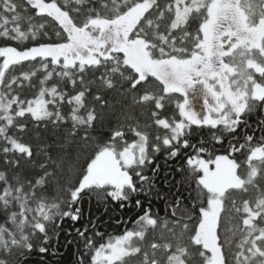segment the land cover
<instances>
[{"label": "snow or ice", "instance_id": "snow-or-ice-1", "mask_svg": "<svg viewBox=\"0 0 264 264\" xmlns=\"http://www.w3.org/2000/svg\"><path fill=\"white\" fill-rule=\"evenodd\" d=\"M0 37V264H48L61 233L75 264H264V0H0ZM161 152L185 161L171 196ZM85 193L131 227L82 223Z\"/></svg>", "mask_w": 264, "mask_h": 264}, {"label": "trees", "instance_id": "trees-1", "mask_svg": "<svg viewBox=\"0 0 264 264\" xmlns=\"http://www.w3.org/2000/svg\"><path fill=\"white\" fill-rule=\"evenodd\" d=\"M18 46L16 42L6 40L2 37H0V46ZM0 62H2V58H0ZM18 74V72H17ZM35 83V81H33ZM37 91L36 88H28L26 87L24 89V95L27 96V98H32V95ZM110 103L115 106V111L121 112V110H129L130 105V99L125 98L120 95H116L114 93L109 94ZM134 114L140 117L141 123L150 122V116L147 113V110L142 106H136L133 109H131ZM64 111H68V106H65ZM261 115V113L258 111L256 113V116ZM256 116L251 117V120L253 123L256 121ZM29 128H32L33 125L31 121H28ZM40 128H43V125L41 124L39 126ZM43 134V133H42ZM94 136L97 135V133H92ZM23 137L24 142L29 141V135L25 134H18ZM33 144L36 143L35 140L31 141ZM195 142V141H193ZM49 143H51V139L49 140ZM226 146V145H225ZM219 151H217L216 154H223V148H220V146H217ZM69 153V159L68 163H74L75 158L77 157V152L75 149V146L72 148L67 149ZM86 155V153L84 154ZM17 157L20 156V154H16ZM183 156V153H181V157ZM181 157L177 158H167V154L164 152H161L158 154L155 158V161L153 163V167H155L156 163H159L160 165V172L159 175L156 177V193H158L161 197H164L165 195L171 196V193L175 192L176 189L174 187H171L169 184L165 183L166 179H171V177L168 175L170 172L175 173V170L178 167L185 166V161ZM21 163L24 164L25 161L22 159ZM80 163H83V159H80ZM4 165L2 163V160H0V168H3ZM147 174H151V171ZM179 175L176 176V179H179ZM257 182L260 183L262 186H264V178L258 177ZM181 192L185 193L187 192V188L181 189ZM155 195V194H154ZM255 193H250V196H254ZM250 196H242L238 193H233V197L237 200V203H239L242 199L250 198ZM149 199L152 200V204L155 208H159L160 214L164 215V200L163 199H155L153 197H149ZM107 209V210H105ZM82 210L84 211L85 215L82 220V223L87 224L89 220H92L97 225V230L105 233V239H107V236L109 234L116 235V234H122L124 231V228L131 227V224H124V223H118V221L124 220L126 221L129 216L133 215V212L128 211L127 209H120L119 204L115 203L111 200V198H107L106 200L101 196L99 199L97 197V194L95 193H85V198L82 202ZM241 223V216L239 214H233V225ZM72 226V222L69 220H65L62 227L64 229H69ZM80 224L75 225V227H80ZM87 235H93V233L89 232ZM78 239L74 236H65L63 233L60 234L59 237V246L57 247V251L60 253L59 256L53 257L51 254L46 255L44 257L45 260L48 261V264H75V258H76V247L77 245H67L65 246L66 240H75ZM103 240H98L97 243H102ZM159 242V241H158ZM82 248V244L80 245ZM159 256L160 254L157 253ZM27 264H41V257L39 254L33 252L31 259L27 262ZM198 264V261L196 262Z\"/></svg>", "mask_w": 264, "mask_h": 264}, {"label": "rangeland", "instance_id": "rangeland-1", "mask_svg": "<svg viewBox=\"0 0 264 264\" xmlns=\"http://www.w3.org/2000/svg\"><path fill=\"white\" fill-rule=\"evenodd\" d=\"M194 103H195V106L197 107L198 111L202 110V100L197 98V100ZM205 158H207V157H205Z\"/></svg>", "mask_w": 264, "mask_h": 264}]
</instances>
